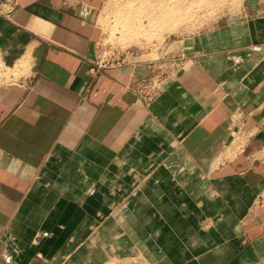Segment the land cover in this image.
<instances>
[{
  "label": "crops",
  "instance_id": "crops-1",
  "mask_svg": "<svg viewBox=\"0 0 264 264\" xmlns=\"http://www.w3.org/2000/svg\"><path fill=\"white\" fill-rule=\"evenodd\" d=\"M110 1L0 0V264H264V0H138L93 75Z\"/></svg>",
  "mask_w": 264,
  "mask_h": 264
},
{
  "label": "rangeland",
  "instance_id": "rangeland-1",
  "mask_svg": "<svg viewBox=\"0 0 264 264\" xmlns=\"http://www.w3.org/2000/svg\"><path fill=\"white\" fill-rule=\"evenodd\" d=\"M110 3L114 4L113 9L104 10V20L107 21H104V23L109 24L104 26L106 35L104 41L100 45L102 58L114 61L116 60V56H120L121 53H125L128 50L130 51V49L135 48L137 45H142V43L140 44V40L142 39L148 41L158 39L160 42L164 40V36L161 35L164 30L163 28L155 27L154 25L152 27H143L136 24L139 21H143L144 23L145 19L148 18L152 19L150 22L151 24H156L158 21L154 19L161 17L149 15L148 13L146 18L145 11L138 10V0H111ZM148 12L151 11L148 10ZM161 15V18H163L164 15L168 16L169 14L163 15V13H161ZM162 22L164 21L162 20ZM122 39L125 41H120ZM162 76V73H157L152 78L154 79Z\"/></svg>",
  "mask_w": 264,
  "mask_h": 264
},
{
  "label": "built area",
  "instance_id": "built-area-1",
  "mask_svg": "<svg viewBox=\"0 0 264 264\" xmlns=\"http://www.w3.org/2000/svg\"><path fill=\"white\" fill-rule=\"evenodd\" d=\"M114 61H109L108 59L101 58L100 62L92 68V74L98 75L102 69L110 65ZM167 73H164L162 77L152 78L149 81L142 82L136 88L139 100L149 104L153 101L155 94L162 83L163 78L167 77Z\"/></svg>",
  "mask_w": 264,
  "mask_h": 264
}]
</instances>
